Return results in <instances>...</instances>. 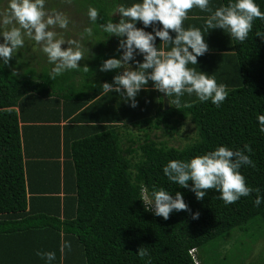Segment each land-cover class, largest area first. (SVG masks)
I'll use <instances>...</instances> for the list:
<instances>
[{
  "label": "trees",
  "instance_id": "16d2710c",
  "mask_svg": "<svg viewBox=\"0 0 264 264\" xmlns=\"http://www.w3.org/2000/svg\"><path fill=\"white\" fill-rule=\"evenodd\" d=\"M256 3L264 11V0ZM102 11L100 7L97 22L88 26L93 37L85 41L91 49L87 55H96L97 48L102 53L87 61L88 66L80 64L81 69L50 79L47 59L22 74L10 61L0 64V243H12L8 237L17 228L9 224L28 209L44 211L35 227L51 226L47 231L54 244L63 232V242L71 246L64 249L66 264H143L139 247L148 250L151 264H196L193 249L199 264H209L205 250L211 243L236 227L264 226V203L255 206L252 192L226 205L214 189L197 200L189 189L170 183L162 169L172 159L189 160L218 146L244 150L247 144L254 166L240 171L246 184L264 196V133L257 122V115L264 114V40L256 36L264 35V21L254 19L245 41L221 43L197 60L198 70L225 85L227 96L219 106L185 93L179 104L170 96L165 108L161 97L148 100L161 96L158 91L140 90L133 108L118 93L102 90L118 69L104 71L103 81L95 77L96 65L113 57L95 39L106 34L100 27L108 21ZM30 41L25 39L28 49L35 44ZM65 119L69 124L61 126ZM186 120L197 128L189 144L178 147L158 138L156 131L173 138ZM60 142L70 155L63 166L58 161ZM34 164L42 167L43 184L47 174H54L56 182L36 188L30 173ZM153 186L173 196L181 192L188 210L173 211L167 220L145 211L141 188ZM34 220L30 216L32 224ZM56 253L60 262L59 247Z\"/></svg>",
  "mask_w": 264,
  "mask_h": 264
},
{
  "label": "clouds",
  "instance_id": "9594fccd",
  "mask_svg": "<svg viewBox=\"0 0 264 264\" xmlns=\"http://www.w3.org/2000/svg\"><path fill=\"white\" fill-rule=\"evenodd\" d=\"M45 3L46 0H8L6 13L0 14V37H3L0 42V64L7 65L18 49L23 48L27 38L40 45V51L46 55L48 64L52 65L49 78L55 79L66 71L81 69L78 62L84 58L82 40L84 37L92 38L93 30L91 27L85 28L81 39H65L53 28L66 29L68 18L60 11L49 13ZM193 7L211 12L205 21L207 29H222L231 40L238 42L246 40L254 19L264 21V11H261L256 0H228L227 5H221L214 11L209 9V0H133L130 6L117 5L112 16L119 13V21L108 20L100 27L108 36L121 38L117 47L120 55L103 60L100 71L121 68L123 71L114 75L111 83L101 85L103 92L118 93L134 108L138 93L151 81L155 90L168 97L174 95L177 104L185 93H195L199 101L210 100L219 106L227 96L225 85L218 84L211 74L189 67L197 65L198 57L208 50L206 34L200 28L183 26L188 10ZM87 16L95 24L98 9L89 7ZM138 21L143 27H137ZM149 26L152 31L145 30ZM256 36L264 40V35L257 33ZM157 38L161 41L160 47L156 45ZM138 55L142 56V61L136 60ZM130 61L135 63V68ZM83 71H87V67ZM257 122L259 132L264 133V114L257 115ZM250 152L247 144L244 150L218 146L189 160H169L162 170L170 183L189 189L197 200L203 199L209 189L216 190L219 199L226 205L256 192L253 204L258 207L264 203V196L259 188L254 189L246 184L240 171L242 166H254L246 154ZM140 199L145 211H151L165 220L173 211L188 210L181 192L176 191L173 196L164 187L153 186L151 190L142 187ZM198 215V212L193 213V218H198ZM70 247L68 242H64L61 251L65 248L70 250ZM136 253L143 264H151L146 248L139 247ZM190 253L199 264L194 257L195 250ZM36 254L46 264H51L56 258L51 251H38Z\"/></svg>",
  "mask_w": 264,
  "mask_h": 264
},
{
  "label": "crops",
  "instance_id": "0c3cea01",
  "mask_svg": "<svg viewBox=\"0 0 264 264\" xmlns=\"http://www.w3.org/2000/svg\"><path fill=\"white\" fill-rule=\"evenodd\" d=\"M5 1L0 0V14H5L6 10L4 8L7 5L4 4ZM131 3H133V0H46L45 8L46 10L51 13L53 11H59L60 7L64 8L63 13L68 18V26L66 29H60L58 27L53 28L54 31H56L58 34L62 35L65 39H72L74 38H81L83 35L84 28H87L88 26H92L91 21L89 20L87 13L85 12V9L89 7L98 6V9L101 7L103 9L102 12H104L107 16L108 20H112L113 22H118L120 19L119 13H115L112 16V13L117 5H124V6H130ZM223 5L222 0H209V9L211 11H214L217 7ZM68 6H73L71 11L68 10ZM79 6V7H74ZM97 9V8H96ZM211 14L210 11H201L198 8L193 7L192 9L188 10L187 13V19L183 21V26L188 27L192 26L195 28H200L202 32L206 34L205 39L208 43V50L203 54L202 56H199V61L204 60L203 58L207 55H209L212 52L216 51V47L219 46L221 43H232V40L230 39V36L224 32V30L219 28L214 29H207L205 26V21L208 18V16ZM99 17V14H98ZM160 25L157 23V27ZM137 27H143L141 22H137ZM146 31H152V27L149 26L145 29ZM78 34H81L80 36ZM173 36L174 33H171ZM3 38V37H0ZM86 38V37H85ZM101 41L102 45H104L105 50L108 52L110 51L112 55L116 56L115 53H120L117 51L118 43L121 38L116 37L115 35L108 36V34L103 35L97 34L95 36V39ZM88 41V40H87ZM2 42V41H1ZM31 42V41H30ZM29 42V43H30ZM86 43V42H85ZM161 41L159 38L156 39V45L157 47H160ZM83 44V43H82ZM66 47V45H64ZM84 47V58L79 61V64H90V59H92L93 56H96L102 53V49L95 50L96 55H87V53L90 54L91 50L87 44H83ZM170 47V46H168ZM167 50V49H166ZM119 57V56H118ZM117 57V58H118ZM142 56L138 55L136 56L137 61H142ZM86 60V61H85ZM88 61V63H87ZM133 68L136 67L135 63L131 62ZM102 64V63H101ZM100 64V65H101ZM100 65H96V74L95 77L97 80L103 81V73L104 71H100ZM197 65H189V67L195 68V70L198 72L196 68ZM119 72L123 71V68L118 69ZM203 72H205V69H203ZM95 79V78H94ZM93 79L90 80V82ZM153 91L155 90L152 87V82L150 81L148 86L146 88H142L141 91ZM157 91V90H156ZM159 92V91H158ZM161 96L153 95V98H149L148 100L152 102L159 101V97L163 99L164 107L167 108L170 104V97L167 95L159 92ZM150 94V93H148ZM145 95V94H144ZM84 108V107H83ZM65 124H69V119L62 120L61 126H64ZM72 124V123H71ZM69 137L71 135H68ZM64 137H62L63 140ZM34 149V148H33ZM35 150V149H34ZM36 151V150H35ZM38 151V150H37ZM70 155L65 153V148L62 142H60V157L58 158V161L61 162V165L63 166V163L65 160H70L68 157ZM26 162L30 161V159L24 158ZM42 167L38 165H30V173H32L34 176L32 177V183L36 188H42L43 186H49L50 184H53L56 182L54 174H47V179L43 181L41 180V173L40 170ZM53 169V168H51ZM63 168L61 167L60 175L63 177ZM26 175H28V170H26ZM53 173V172H52ZM61 197L64 196V193H60ZM62 210L60 212V217L63 219ZM44 214V211H28V209L23 212L20 216L15 217L17 219V223H12L9 225H12L13 227L17 228L16 231L12 232L11 235L8 237V241H12L10 244H1L0 243V264H46L45 260L41 259L40 256H38L36 253L38 251L40 252H54L55 257L57 258L56 249L59 247L60 249V262H56V258L54 261L51 262V264H66V262L63 260L64 258V250L61 251V244L63 242V232L60 230L59 233H61L60 243L54 244V237L50 235L52 232H48L47 230L52 231L51 226H47V228L40 226L39 228L36 226L35 223L36 220H39L41 217V214ZM35 219L33 224L31 221H29V218ZM27 225H31V227H27ZM40 230H38V229ZM56 247V248H55Z\"/></svg>",
  "mask_w": 264,
  "mask_h": 264
},
{
  "label": "rangeland",
  "instance_id": "374dc122",
  "mask_svg": "<svg viewBox=\"0 0 264 264\" xmlns=\"http://www.w3.org/2000/svg\"><path fill=\"white\" fill-rule=\"evenodd\" d=\"M3 1H5L4 4L8 5V0ZM72 7L73 6H68V10L71 11ZM74 7L76 8L79 6ZM4 10L7 11L6 7ZM63 10L64 8L60 7L59 11L63 13ZM87 11L88 8L85 9L86 13ZM78 35L80 36L81 34ZM90 39L91 38L84 37L83 43L87 40L90 41ZM2 40L3 38H0V42ZM26 43L28 42H25L23 48L18 49L16 55L9 60L13 63L12 67L14 71L21 74L41 62H46L47 59L46 55L40 51V45L31 44V49H28L25 47ZM62 47H64V45H62ZM40 58L41 60H37ZM37 67L40 66L38 65ZM156 133L159 135V139H167L171 145L184 147V145L189 144L196 137L197 128L190 120H186L184 125L179 128V132L174 134L173 138L163 135L160 131H156ZM194 255L198 260L197 255L195 253ZM205 255L209 259V264H264V226L258 222L244 227L243 229L236 227L223 238L207 246Z\"/></svg>",
  "mask_w": 264,
  "mask_h": 264
},
{
  "label": "bare ground",
  "instance_id": "6f19581e",
  "mask_svg": "<svg viewBox=\"0 0 264 264\" xmlns=\"http://www.w3.org/2000/svg\"><path fill=\"white\" fill-rule=\"evenodd\" d=\"M195 257V256H194ZM196 259V258H195ZM197 260V259H196Z\"/></svg>",
  "mask_w": 264,
  "mask_h": 264
}]
</instances>
